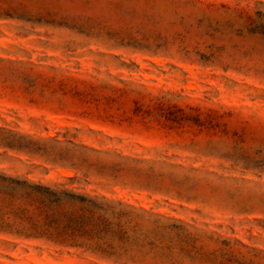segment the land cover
Returning <instances> with one entry per match:
<instances>
[{
    "label": "rangeland",
    "instance_id": "rangeland-1",
    "mask_svg": "<svg viewBox=\"0 0 264 264\" xmlns=\"http://www.w3.org/2000/svg\"><path fill=\"white\" fill-rule=\"evenodd\" d=\"M0 174L184 228L146 260L0 231V264H264V0H0Z\"/></svg>",
    "mask_w": 264,
    "mask_h": 264
},
{
    "label": "trees",
    "instance_id": "trees-1",
    "mask_svg": "<svg viewBox=\"0 0 264 264\" xmlns=\"http://www.w3.org/2000/svg\"><path fill=\"white\" fill-rule=\"evenodd\" d=\"M144 215L122 203L80 194L63 185L0 174V231L58 249L81 250L102 260H146L158 250L173 249L156 238L157 231L184 228L162 226L159 220L150 228L141 222Z\"/></svg>",
    "mask_w": 264,
    "mask_h": 264
}]
</instances>
